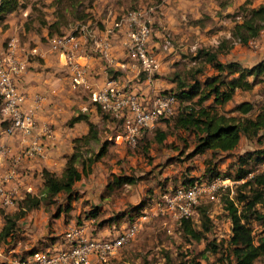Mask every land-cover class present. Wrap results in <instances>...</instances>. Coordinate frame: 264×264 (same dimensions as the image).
I'll list each match as a JSON object with an SVG mask.
<instances>
[{"label":"rangeland","instance_id":"1","mask_svg":"<svg viewBox=\"0 0 264 264\" xmlns=\"http://www.w3.org/2000/svg\"><path fill=\"white\" fill-rule=\"evenodd\" d=\"M96 1H22V4L27 7L11 13V15L13 14L12 18L17 20L18 25H23L27 30L32 29V32L36 33L35 37L28 36L27 30L26 35L22 33L20 35L22 47L26 46L27 51L36 46H41L43 41H48L46 37H43L47 32L53 36L50 39L72 32L78 33L74 29L75 21L92 22V10L95 9ZM136 1L139 0H119L121 4L125 5L124 14L132 10H146L147 6L152 5L151 8L155 12L159 10L155 5L162 2V0H155L156 3L152 4L153 0H143L140 4H131ZM184 2L187 5V0ZM245 2L246 0H215L216 5L222 10H216L213 14H204L198 21L201 23L202 35L199 40L194 41V44L190 40L188 46L182 45L173 34H167L164 40L166 46L162 47L166 68L164 71L159 69L163 63L160 67L157 55L150 49L158 61V68L153 72L159 78L157 82L160 88L158 87L149 98L176 92L175 81L173 82L176 74H179L180 78H188L189 70L201 67L204 70V75L199 76L201 81L213 75L215 70L211 66L205 65L200 60L193 62L194 57L200 49H209L218 45L219 39L224 38L232 26L233 20L228 16H233ZM252 2V7L264 4V0H252ZM228 7L231 8L230 12L227 11ZM23 13H27L26 17L19 16ZM6 19L1 26L7 25L8 28ZM43 20H45L46 25H42ZM185 21L192 22L194 26L198 24V22L191 20L189 15ZM51 24L54 26L50 29ZM85 26H88L87 30L91 31L92 23L85 24ZM153 26L155 34L158 23H153ZM220 31H224L222 35H220ZM32 39H42V42H35ZM10 41L11 39H8L4 43L0 54L8 49ZM219 59L222 62L237 61L242 66L249 68L254 66L264 59V33L248 46L236 45L229 54L221 55ZM165 71L167 73H164ZM263 88L264 84H261L252 91H238L234 100L221 111L238 115V113H231V110L236 105L249 101L254 105L252 115L255 116L258 112H263ZM83 99L88 103L90 111L97 107L92 102L90 95H84ZM111 119L113 120V117ZM114 119L118 122L116 127L109 126L100 120L97 125L100 141H92L91 145L82 151L85 156L89 157L91 153L92 155L98 153L103 146L106 148L105 155L94 165L92 174L76 185L75 199L69 203L65 196H61L57 198L54 204L43 205L34 212H30L20 221L19 234L11 245L7 246L6 243H0V264H11L32 252L46 251L48 245L59 238L66 237L67 232L77 226L86 225L88 233L92 230L90 236L93 237H114L125 228L138 222L145 211H148L149 217L140 224L135 239L123 248L117 256L110 258L107 262L96 264H168L170 259L172 264H181L180 262H186L193 257L203 264H231L229 239L232 234V223L228 215L226 198L228 196L235 197L239 189L244 190L238 187L244 181L235 180L237 170L240 167L239 158L247 153L264 152V130L260 139L249 140L243 137L240 146L231 153L207 151L192 155L195 137L184 131L170 135L163 144L156 141L158 128L173 132L172 128L169 130L168 126L166 127L167 122L159 123V127H157L158 124L152 129H147L135 147L118 145L114 142V138L123 132V121L120 117H114ZM78 166L80 167V165ZM244 167L254 174L264 172V160L258 164L249 161ZM210 169L216 170L215 174H211ZM228 175L232 183L228 187L220 188L215 199L205 198L201 200L192 217L193 224L197 229L209 230L207 232L208 240L219 245L220 251L217 254L210 251L204 252L208 241L196 242L186 238L180 230L179 221L169 217L157 216L152 212L167 190L169 192L189 181H209L214 178L228 179L226 177ZM117 176H131L136 180V183L121 186L114 190L112 188L107 189V185L112 183ZM41 190L42 188L39 189L38 195ZM25 196L23 197L25 198ZM23 199L17 200L19 208ZM139 205L146 206L139 211L135 209ZM95 207L99 209V214L97 217H92L91 212ZM259 208L264 212V203L260 204ZM62 210H69V215L63 217ZM4 214H6L5 211L3 217ZM58 216L61 221L54 224L52 219ZM48 223L51 230L63 231L62 235L54 237L51 235L52 232L45 233L43 230ZM253 227L257 242H259V239L264 235V226L259 222H254ZM12 248H16L17 252L11 253ZM167 259L169 260L167 261ZM254 264H264V256Z\"/></svg>","mask_w":264,"mask_h":264},{"label":"trees","instance_id":"2","mask_svg":"<svg viewBox=\"0 0 264 264\" xmlns=\"http://www.w3.org/2000/svg\"><path fill=\"white\" fill-rule=\"evenodd\" d=\"M22 1L24 0H0V27L7 28V25L1 26L6 17L20 8L27 7L22 4ZM252 3V0H246L233 16H228L234 22L230 37L220 38L216 47L200 49L194 57L193 62L200 60L205 65L211 66L215 70L213 75L201 81L199 76L204 75V70L201 67L189 70L188 78H180L179 74L175 75L173 81L176 82V92L172 94L179 102L181 110L178 115L165 117L160 122V124L167 122L166 127L168 126L169 130L172 128L173 132L158 128L156 141L159 144L165 143L170 135L184 131L195 137L192 155L207 151L231 153L240 146L243 137L249 140L262 138L264 111L258 112L255 116L252 115L254 105L251 102H242L231 110V113H238V115L221 111L234 100L238 91H252L256 86L264 84V59L250 68L242 66L237 61L222 62L219 59L221 55L229 54L236 45L248 46L264 33V4L252 7ZM42 23V25H46L45 20ZM52 26L54 24L50 25V29ZM98 110L103 118L113 117L115 120V116L104 112L100 106H98ZM80 121L88 123V134L74 141V152L68 158L61 174L44 169L43 187L39 195L26 194L18 212L4 215L5 225L0 232V243L11 245L19 234L20 221L30 212H34L43 205L54 204L61 196H65L71 203L77 193L76 185L92 174L94 165L105 155L106 148L104 146L98 153L93 155L91 153L89 157L82 152L84 148L91 145L92 141L98 142L100 138L97 124L90 120L88 114H81L73 118L71 123ZM4 125L3 123V127ZM141 139L142 137L139 141ZM263 160V151L247 153L239 158L240 167L235 180L244 181L241 186H238L244 190L239 189L235 197L228 196L226 198L228 215L232 223V234L229 239L231 264H254L264 256V235L257 242L253 227L254 222H259L264 226V212L259 208V205L264 203V172L254 174L244 167L249 161L258 164ZM215 172L216 170L210 169L211 174H215ZM226 177L230 178L229 175ZM197 181L185 182L183 185H191ZM135 183L136 180L131 176H117L112 183L107 185V189L114 190ZM145 206L139 205L135 209L140 211ZM91 214L92 217H97L99 209L93 208ZM179 223L180 230L186 238L196 242L208 241L205 253L210 251L217 254L220 251L216 242L208 240L207 232L209 230L207 227V230L197 229L192 218L183 219ZM180 263L203 264L194 257ZM168 264H172L171 259Z\"/></svg>","mask_w":264,"mask_h":264},{"label":"built area","instance_id":"3","mask_svg":"<svg viewBox=\"0 0 264 264\" xmlns=\"http://www.w3.org/2000/svg\"><path fill=\"white\" fill-rule=\"evenodd\" d=\"M114 27H126L128 30L126 47L129 58L140 64L146 72L155 71L158 68V61L150 47L154 26L148 17V11L142 9L129 11L121 20L115 22ZM85 32L91 34L89 30ZM111 48L112 43L109 39L98 46L100 55L105 59L110 57ZM50 49L58 55L60 63L67 68L75 89L88 92L92 102L97 107L100 106L104 112L122 118L123 132L114 138V142L118 145L135 147L144 131L154 128L163 118L176 116L180 112L179 102L172 93L143 99L133 90L120 88L115 81H109L101 88L94 87L90 80L89 54L83 49L82 40L76 32L52 38ZM40 54V50L36 47L22 51L16 38L12 39L8 49L0 54L1 113L7 123L2 134L18 137L24 144L22 153L15 159L13 169L5 174L0 170V209L16 206L17 200L21 198L17 188L10 187L13 180L16 181L17 187L23 188V191L32 190L29 186L20 183L22 178L17 177L19 176L17 164L24 159H43L49 152L48 139L51 138L52 130L45 129L44 137L37 132L35 112L25 110L24 104L29 98L21 86V78L27 72L29 58ZM10 152L11 149L6 146L0 147V165L3 163L2 157ZM231 183L230 179L214 178L209 182L197 181L191 185L179 186L165 193L152 212L157 216L169 217L179 222L192 218L201 200L215 199L219 189L228 187ZM148 217V211H145L138 222L114 237L90 236L86 225L71 228L66 234L68 248L36 251L11 264L107 262L135 239L140 224Z\"/></svg>","mask_w":264,"mask_h":264},{"label":"crops","instance_id":"4","mask_svg":"<svg viewBox=\"0 0 264 264\" xmlns=\"http://www.w3.org/2000/svg\"><path fill=\"white\" fill-rule=\"evenodd\" d=\"M140 2H143V0L131 4H140ZM154 3H156L155 0L152 1V4ZM94 6L92 22L77 20L74 23V29L78 31V35L82 40L83 49L89 54V71L92 85L96 88H101L107 82L115 81L120 88L133 90L143 99H148L159 87L157 82L159 78H157L155 72H146L141 68L140 64L129 58L126 47L128 30L126 27H114L117 18L121 20L125 15V5L121 4L119 0H97ZM155 6L159 9H156L157 11L155 12L151 8L153 5L147 6L145 9L148 11L150 20L154 24L158 23V28H156L150 46L159 59L160 67L161 63H163L162 67L159 68L161 71L166 69L162 47L166 46L164 45L166 44L164 40L167 34H173L182 45L188 46L190 40L194 44V41L199 40L202 35L201 23L198 21L201 20L204 14H213L216 10H222L221 7L216 5L215 0H187V5L184 0H162L159 5ZM227 11L230 12L231 8L228 7ZM27 13L19 16L26 17ZM12 15H8L6 19L8 28H0V51H2L4 43L8 39L16 38L19 40L20 47L23 46L22 42H20V35L22 33L26 35L27 29L23 25H18L17 20L12 18ZM188 15L191 20L198 22V24L194 26L192 22L185 21ZM91 23L92 28L91 31L89 30L91 34L88 35L85 32L88 26H85V24L89 25ZM233 25L234 22H232L231 28ZM231 28L225 37H230ZM20 29L22 30L20 31ZM34 32L36 31L34 30ZM223 32L220 31V35ZM27 34L32 37L36 35V33L32 32V29L27 30ZM43 37H46L48 41H43L44 43L41 46H36L41 54L29 58L28 70L23 75L21 85L29 98L24 104V108L26 111L33 110L35 112L37 132L44 137L45 129L49 128L52 130L51 138L48 139L50 148L47 157L43 159H24L17 164L19 172L17 177L18 179L22 178L20 183L32 189L29 192H25L23 188L17 187L16 181L13 180L10 187L17 188L21 197L20 200L26 194L38 195L39 189L43 187L42 175L44 169L61 174L68 158L74 152V141L88 134V123L85 121L71 123L73 118L81 114H88L90 120L97 125L100 120L109 126L113 125L116 127L118 125L117 121L111 119L112 117L110 118L111 121L103 118L97 107L92 108L90 111L88 103L83 99L84 95L87 94L89 96V94L82 89L73 87L67 68L60 63L58 55L50 49V38L53 36H50L47 32ZM107 39L111 41L112 48L110 57L105 59L100 55L98 46ZM32 41L42 42V39H32ZM24 47H22V51L25 52L27 47ZM164 73L167 72L165 71ZM174 85L176 86L175 82ZM3 123L5 124L4 127ZM6 126L7 123L1 113L0 103V147L3 145L11 149L10 154L2 157L3 163L0 165V170L3 174L13 169L16 163L15 159L22 153L24 147L20 138L2 134ZM19 209V205L0 209V232L5 225L3 212L14 214ZM69 212V210L63 211V217L68 216ZM60 221L61 218L59 216L52 219L54 224L60 223ZM43 231L45 233L52 232L51 235L54 237H59L63 233L60 230H51L49 223L46 224ZM89 235H92V230L89 231ZM48 246V248L63 250L69 247V242L64 237L55 240ZM10 252L16 253L17 249L12 248Z\"/></svg>","mask_w":264,"mask_h":264}]
</instances>
